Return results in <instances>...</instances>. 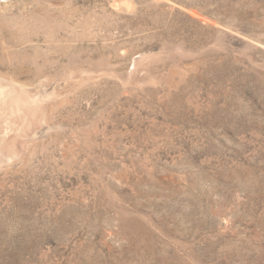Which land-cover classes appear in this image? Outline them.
Listing matches in <instances>:
<instances>
[{
    "label": "rangeland",
    "instance_id": "1",
    "mask_svg": "<svg viewBox=\"0 0 264 264\" xmlns=\"http://www.w3.org/2000/svg\"><path fill=\"white\" fill-rule=\"evenodd\" d=\"M0 264H264V0H0Z\"/></svg>",
    "mask_w": 264,
    "mask_h": 264
},
{
    "label": "bare ground",
    "instance_id": "2",
    "mask_svg": "<svg viewBox=\"0 0 264 264\" xmlns=\"http://www.w3.org/2000/svg\"><path fill=\"white\" fill-rule=\"evenodd\" d=\"M17 100L16 99H11L10 98V94H8L5 89L4 90H0V116H3L6 114L7 112V107L8 105L10 106L11 110H14L16 108H14V106H16L17 104Z\"/></svg>",
    "mask_w": 264,
    "mask_h": 264
}]
</instances>
